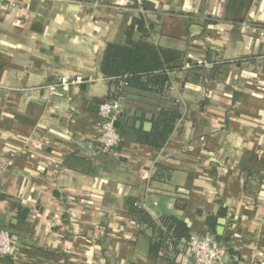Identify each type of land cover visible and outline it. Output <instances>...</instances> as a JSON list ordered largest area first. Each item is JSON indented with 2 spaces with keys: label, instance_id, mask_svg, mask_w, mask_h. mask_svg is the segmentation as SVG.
<instances>
[{
  "label": "crops",
  "instance_id": "obj_1",
  "mask_svg": "<svg viewBox=\"0 0 264 264\" xmlns=\"http://www.w3.org/2000/svg\"><path fill=\"white\" fill-rule=\"evenodd\" d=\"M140 17L148 41L199 68L170 73L164 98L181 117L164 147L129 125L138 110L142 122L154 117L159 96L125 87L123 139L105 152L95 100L112 97L115 83L100 61ZM262 55L264 0H0V193L10 198L0 199V230L16 236L13 264H195L183 241L151 252L160 238L131 216L128 198L160 225L174 217L192 237L212 235L229 255L222 264H264ZM76 75L86 82L61 98L42 88ZM73 155L89 167H69ZM14 203L28 208L24 220Z\"/></svg>",
  "mask_w": 264,
  "mask_h": 264
},
{
  "label": "trees",
  "instance_id": "obj_2",
  "mask_svg": "<svg viewBox=\"0 0 264 264\" xmlns=\"http://www.w3.org/2000/svg\"><path fill=\"white\" fill-rule=\"evenodd\" d=\"M135 30L142 32L143 39L134 40L133 33ZM147 27L144 18H134L132 23L125 31L126 39L124 42H109L103 52L100 61V71L109 82L117 83V80H110L112 77L125 78L128 90H136L138 92H146L158 95L157 110L154 111L152 118L153 127L147 138L150 146L162 148L167 143L171 134L175 129L176 122L181 117V113L172 99H166L165 89L170 80V73L184 68L187 59L182 51L162 47L147 40ZM193 68L198 69L197 63H193ZM1 70V64H0ZM195 70V69H194ZM201 74H194V78L198 79ZM191 78V77H190ZM125 89V88H124ZM122 90V94L129 91ZM113 97V96H112ZM164 99L167 102H164ZM99 105L104 100H95ZM163 101V102H162ZM120 131V126H118ZM121 133V131H120ZM123 137V135H122ZM82 163L84 166L90 164L85 156L73 155L66 164L71 168H79ZM82 170V169H81ZM10 199L8 196L0 193V199ZM16 208V217L21 221L28 216V208L22 204H13ZM126 206L131 216L138 222L151 228L160 240H152L151 252H158L164 244L172 245L176 248L177 244L183 240L189 241L192 238L190 227L183 221L174 217H166L163 219L162 225L143 207L138 206L134 198H128ZM221 216H225V211L220 212ZM216 216L208 215L207 224L216 232ZM14 224H10V228H16ZM218 239L225 242L231 239L229 234L218 236ZM186 246V245H185ZM175 252H178L176 250ZM12 257H0L1 264H13Z\"/></svg>",
  "mask_w": 264,
  "mask_h": 264
},
{
  "label": "built area",
  "instance_id": "obj_3",
  "mask_svg": "<svg viewBox=\"0 0 264 264\" xmlns=\"http://www.w3.org/2000/svg\"><path fill=\"white\" fill-rule=\"evenodd\" d=\"M264 60V55L261 56ZM193 63H187L186 68H192ZM107 79V78H106ZM109 80V79H107ZM110 80H117L114 86L115 94L113 97L105 99L99 104L97 112V126L99 127L98 141L103 151H112L121 143L123 137L118 127L117 121L123 111V94L121 91L127 87L125 78L112 77ZM86 82L81 75L62 76L56 82H49L42 86L45 88L51 98L57 99L64 95V90L71 85H79ZM189 252L195 259V264H222L224 247L212 235H206L202 238L192 237L189 241L183 240ZM18 256V246L13 239L12 233L7 229L0 230V257ZM1 264V263H0Z\"/></svg>",
  "mask_w": 264,
  "mask_h": 264
},
{
  "label": "water",
  "instance_id": "obj_4",
  "mask_svg": "<svg viewBox=\"0 0 264 264\" xmlns=\"http://www.w3.org/2000/svg\"><path fill=\"white\" fill-rule=\"evenodd\" d=\"M193 28H195V26H193ZM123 116L124 117H128L129 114L126 113ZM134 116L136 118H139V120H135L134 119L135 117L130 118L129 119V125L130 126H135L137 128H141L142 127L143 132H142L141 142L147 143V138H148L149 133L152 130V127H153V123H152L153 115L151 113H147L145 115L146 121H144V122L141 121V118L143 116V112L142 111H140V110L136 111ZM119 125H120V121H117L116 126L118 127ZM12 221L15 223L16 219H13ZM225 222H226L225 218H223V217L219 218V220H218L219 225L217 227V233L219 235H221L223 233V231H224ZM14 239H16V236L14 237ZM228 257H229L228 253H225L224 256H223V260H226Z\"/></svg>",
  "mask_w": 264,
  "mask_h": 264
}]
</instances>
